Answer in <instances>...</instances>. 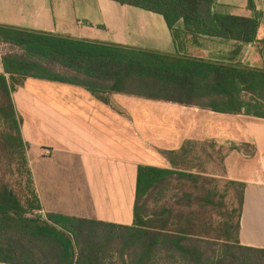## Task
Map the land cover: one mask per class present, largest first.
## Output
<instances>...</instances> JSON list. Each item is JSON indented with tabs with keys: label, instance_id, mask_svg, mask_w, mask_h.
<instances>
[{
	"label": "trees",
	"instance_id": "16d2710c",
	"mask_svg": "<svg viewBox=\"0 0 264 264\" xmlns=\"http://www.w3.org/2000/svg\"><path fill=\"white\" fill-rule=\"evenodd\" d=\"M114 1L163 15L179 52L189 42L200 44L203 37L235 41V48L228 61H211L0 24V44L16 50L2 56L0 153L8 159L9 174L18 173L21 185L26 179L27 189L22 195L12 178H0V264H264V248L244 246L239 240L246 189L240 182L229 180L238 187L239 208L236 222L234 209L223 214L224 242L219 250L208 247L204 235L190 233L172 211L162 219L143 213L141 203L158 184L174 176L193 177L185 170L138 167L132 226L101 228L104 224L93 220L55 212L44 218L36 213L43 207L22 135L23 118L13 99L29 77L76 84L94 93L122 92L264 118V69L238 60L242 46L257 38L262 15L254 0L248 4L254 17L219 13L218 0ZM51 63L85 77L59 72ZM184 151L183 146L164 154L174 166L173 156Z\"/></svg>",
	"mask_w": 264,
	"mask_h": 264
},
{
	"label": "crops",
	"instance_id": "0c3cea01",
	"mask_svg": "<svg viewBox=\"0 0 264 264\" xmlns=\"http://www.w3.org/2000/svg\"><path fill=\"white\" fill-rule=\"evenodd\" d=\"M254 1L262 15L257 38L242 46L238 60L264 69V0ZM248 4L218 0L215 10L254 17ZM0 24L211 61H228L236 45L203 37L179 52L163 15L114 0H0ZM50 66L85 77L58 63ZM13 99L45 214L93 220L101 228L132 226L138 167L170 168L165 151L209 142L227 147L225 178L246 184L240 243L264 248V118L33 77Z\"/></svg>",
	"mask_w": 264,
	"mask_h": 264
},
{
	"label": "rangeland",
	"instance_id": "374dc122",
	"mask_svg": "<svg viewBox=\"0 0 264 264\" xmlns=\"http://www.w3.org/2000/svg\"><path fill=\"white\" fill-rule=\"evenodd\" d=\"M2 49L5 52L15 50L10 46H3ZM226 148V145L209 142L184 145L186 151L173 156L177 161L174 166L170 163V168L185 170L193 177L174 176L158 184L141 203L144 215L162 219L167 217V210L172 211L176 220L190 233L204 235L209 240L208 244L218 242V245H206L212 250H219L224 242L221 227L225 221L223 214L234 209L233 222H236L240 195L238 187L232 186L223 174L222 160ZM8 168L7 157L0 153V178H12L17 190L24 195L27 191L26 179L21 185L22 177L18 173L11 176ZM116 245L113 243V246Z\"/></svg>",
	"mask_w": 264,
	"mask_h": 264
},
{
	"label": "built area",
	"instance_id": "2783aa9c",
	"mask_svg": "<svg viewBox=\"0 0 264 264\" xmlns=\"http://www.w3.org/2000/svg\"><path fill=\"white\" fill-rule=\"evenodd\" d=\"M1 57H2V53H1V51H0V58H1ZM1 66H2V64H1V62H0V68H2ZM47 153H49V152H47ZM36 213L39 214V215H41L42 217L46 218V214H45V212H44L43 210H39V211H37Z\"/></svg>",
	"mask_w": 264,
	"mask_h": 264
}]
</instances>
